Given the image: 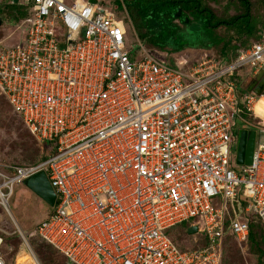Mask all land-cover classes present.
I'll return each mask as SVG.
<instances>
[{
  "label": "built area",
  "instance_id": "2783aa9c",
  "mask_svg": "<svg viewBox=\"0 0 264 264\" xmlns=\"http://www.w3.org/2000/svg\"><path fill=\"white\" fill-rule=\"evenodd\" d=\"M13 4L28 15L0 38V93L49 146L37 163L0 161L4 212L15 221V185L44 170L55 203L36 234L71 262L223 264L227 235L244 243L251 213L264 224V91L244 87L264 69V27L231 59L206 54L185 70L143 44L131 56L132 23L108 5ZM239 121L255 130L249 164L237 161ZM183 222L204 243L180 248L167 230Z\"/></svg>",
  "mask_w": 264,
  "mask_h": 264
},
{
  "label": "trees",
  "instance_id": "16d2710c",
  "mask_svg": "<svg viewBox=\"0 0 264 264\" xmlns=\"http://www.w3.org/2000/svg\"><path fill=\"white\" fill-rule=\"evenodd\" d=\"M91 1L107 5L100 0ZM224 1L225 0H116V3L121 9L123 5L127 8L132 25L141 38V44L148 46L152 50H169V52H177L188 47L213 48V56L219 59H231L237 54L239 49L247 48L253 41L259 38L260 31L264 27V22H261L262 15H259L258 12L261 10L264 14V0H257L260 2V5L257 7L256 13L253 11L255 0H227L225 11L229 8H234L236 13L235 15L221 16L215 12L213 5L216 4L221 6ZM108 6L114 10L110 5ZM27 15L26 8L17 4L9 3L5 7L0 5V17L5 18L10 23L16 24L27 17ZM220 29H224L223 33L219 31ZM0 38H2V36H0ZM188 39H191V41ZM150 49L148 50L150 51ZM170 64L179 67V65L175 63ZM235 78L239 86V92H245L242 86V75H238ZM18 117L21 119L19 115ZM26 128L28 129L27 126ZM29 132L31 133L30 130ZM35 139L39 141L36 137ZM40 143L42 149L45 150L48 147V144L46 145L44 142ZM46 156L47 155L41 158V160ZM0 161L3 160L0 159ZM39 161L27 164H33ZM185 223H188V225L184 226ZM249 227V235L244 243H250L251 246L256 247L260 254L264 256V224L257 214L251 213L249 215ZM176 228L185 229L186 235L192 237V234L189 233L190 222H183L167 230L170 238L177 243L180 248L186 249L204 243V239H202L201 236L198 243L194 242L192 239V244L182 246L174 237ZM31 238H33L31 241L32 243L34 242L37 244L39 242L48 250H57L51 243L38 234L32 235ZM232 238L237 240L233 235H227L224 239L222 248L223 264L225 250H227V245ZM19 257H21V255L17 256L16 264H19ZM54 259L55 257L50 256V258H46L45 260L51 263ZM66 259L68 261L65 260L63 264H75L67 257ZM29 260V257L24 256L25 262H21V264H29Z\"/></svg>",
  "mask_w": 264,
  "mask_h": 264
},
{
  "label": "rangeland",
  "instance_id": "374dc122",
  "mask_svg": "<svg viewBox=\"0 0 264 264\" xmlns=\"http://www.w3.org/2000/svg\"><path fill=\"white\" fill-rule=\"evenodd\" d=\"M100 1L114 8L117 14L125 19L127 24L131 22L129 12L124 5L121 9L117 6L116 0ZM226 1L221 6L214 4L215 12L221 16L235 15L236 10L234 8H229L225 11ZM9 3H12V0H0L2 7H5ZM254 3L253 11L256 13L260 2L255 0ZM258 14L262 15L261 22H264V14L262 11L260 10ZM16 24L10 23L5 18H2L0 36L4 38L12 34ZM223 30L220 29L219 31L223 33ZM126 31H128L129 37L126 43V49L131 56H135V54L140 53L141 38L134 26H129ZM11 37L12 40H16L17 35L14 34ZM188 40L191 41V39ZM144 46L148 53L155 54L157 57L169 63H175L185 70H189L199 63L206 54L213 56L214 53L213 48L188 47L177 52H169V50H152L148 46ZM246 73H249L248 69H244L242 73L243 81L245 80L244 76ZM255 118L258 123L264 125V112L256 113ZM238 129L237 132L240 136L243 130H250L251 127L245 122L239 121ZM45 155H47V151L42 149L41 143L29 132L22 120L18 117L11 103L0 93V159L13 164H27L39 161ZM10 206L15 221L0 207V235L4 240L1 244L0 252L4 264H16L18 255H21L18 258L19 264L25 262L24 256L30 258V264H34L33 255L28 250L20 233L21 231L28 236L33 253L40 264H63L67 259L62 253L55 249L48 250L39 242L37 244L31 242L33 240L31 236L36 234L37 226L51 213L52 206L23 181L15 185L14 194L10 199ZM185 225H188V223H185ZM174 237L182 246H188L195 240L196 235L189 237L186 235L185 229L176 228ZM50 256L55 257L51 263L45 260L46 258H50ZM224 264H264V256L260 254L256 247L251 246L250 243H239L232 238L227 245V250H225Z\"/></svg>",
  "mask_w": 264,
  "mask_h": 264
},
{
  "label": "water",
  "instance_id": "95a60500",
  "mask_svg": "<svg viewBox=\"0 0 264 264\" xmlns=\"http://www.w3.org/2000/svg\"><path fill=\"white\" fill-rule=\"evenodd\" d=\"M13 3H17V0H12ZM2 23V17H0V25ZM244 87L251 91L254 89L258 94L264 91V69H262L256 77L246 79ZM255 142V130H243L239 136V145L237 153L238 163L249 164L252 159V153ZM26 185L33 188L40 196L50 205L55 203V192L50 184L48 176L44 170H40L37 173L31 175L23 181ZM197 232L196 226H191L189 233Z\"/></svg>",
  "mask_w": 264,
  "mask_h": 264
},
{
  "label": "bare ground",
  "instance_id": "6f19581e",
  "mask_svg": "<svg viewBox=\"0 0 264 264\" xmlns=\"http://www.w3.org/2000/svg\"><path fill=\"white\" fill-rule=\"evenodd\" d=\"M256 111H257V113L264 112V97H262L261 100L256 105ZM33 262H34V264H36V261L34 258H33Z\"/></svg>",
  "mask_w": 264,
  "mask_h": 264
},
{
  "label": "crops",
  "instance_id": "0c3cea01",
  "mask_svg": "<svg viewBox=\"0 0 264 264\" xmlns=\"http://www.w3.org/2000/svg\"><path fill=\"white\" fill-rule=\"evenodd\" d=\"M132 23V22H131ZM133 26V25H132ZM250 215V214H249ZM48 217V216H47ZM249 218V217H248Z\"/></svg>",
  "mask_w": 264,
  "mask_h": 264
},
{
  "label": "clouds",
  "instance_id": "9594fccd",
  "mask_svg": "<svg viewBox=\"0 0 264 264\" xmlns=\"http://www.w3.org/2000/svg\"><path fill=\"white\" fill-rule=\"evenodd\" d=\"M2 24V23H1Z\"/></svg>",
  "mask_w": 264,
  "mask_h": 264
}]
</instances>
